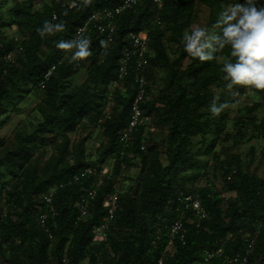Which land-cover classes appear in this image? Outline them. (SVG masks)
<instances>
[{"label": "trees", "instance_id": "16d2710c", "mask_svg": "<svg viewBox=\"0 0 264 264\" xmlns=\"http://www.w3.org/2000/svg\"><path fill=\"white\" fill-rule=\"evenodd\" d=\"M39 1L44 3L42 11H32L27 5H16L10 10L13 23L23 37L22 52L16 55L13 63L6 64L3 57L15 51L19 44L6 39L0 43V110L14 93L19 92L17 90L22 88L24 81L39 86L49 69L40 55L47 31H54L55 45L67 41L73 45L75 30L94 11L115 7L121 0H63L66 7L49 5L48 0ZM195 2L209 10V21L202 40L189 53L185 33L193 23ZM230 6L239 7L241 15L238 19L228 11ZM54 11L57 13L55 21ZM260 15H263L261 23L258 22ZM144 20L148 21L147 25ZM228 24L236 32L239 43L219 42ZM144 31L148 34L151 51L147 68L149 96L154 75L158 72L167 75L159 96L144 103V118L152 116L153 124L167 132L168 163L163 164L155 148L141 149L139 138L145 124L136 133L126 156L119 155L117 136L127 124L133 89L130 81L125 84L124 91L115 88L123 111L119 118L105 123L109 148L97 162L102 165L109 153L114 154V174L118 175L123 170L122 164L126 167L128 158L137 155L143 162V178L137 188L130 189L122 199L119 196V208L112 223L116 236L109 237L99 246L94 243V230L103 224L105 196L114 193L113 183L109 180L99 190L90 215L82 221L79 220L78 200L90 187L92 179L58 189L54 197L55 213L48 223L53 235L50 240L37 223L38 213L43 208L42 197L51 188L68 182L88 168L86 163L72 165L65 161L69 135L81 122L98 112L99 90L103 87L105 95L108 85L116 78L128 34ZM210 34L218 35L213 57L201 52ZM102 44L103 37L93 33L84 44L76 46L79 50L75 60L65 59L56 64L44 88L45 98L34 109L36 125L33 133H17L15 149H3L0 166L9 168L15 182L12 186L8 183L0 186V202L5 196L11 208L9 212L0 208V254L8 252L17 264H160V260L161 264H197L207 249L221 251L220 259L213 264H224L226 258L243 252L247 240L258 231L249 264H264V178L243 171L240 158L230 153L221 169L223 190L230 197L211 186L191 192L182 184L183 193L199 195L209 218L199 227L185 222V242L176 241V253L164 256L169 243L167 227L179 217L175 208L182 192L176 184L192 178L181 175L197 165L198 160L192 152L203 144L195 143L193 139L211 129L218 119L226 118V114L220 116V108L226 107V103L216 101L211 88L226 81L253 93L258 101L245 108L247 114L235 125L243 132L250 129L253 132L250 140L255 138L254 134L264 138V118L258 120L255 117L264 105V70L259 69V65L264 64V0H163L160 7L152 0H142L134 10L118 18L114 43L100 56ZM168 44L177 46L172 53L173 60ZM185 61H189L186 66ZM82 68H86L89 80L82 87H75L70 79ZM213 103L217 105L215 115L210 117L208 113V119L204 121L202 109ZM46 133L51 137H42ZM239 134L242 141L244 134ZM233 138L227 135L225 140ZM38 139L57 150V155L53 154L42 167L33 163L34 153L40 149L36 143ZM100 168L93 169L100 171ZM13 210L19 211L17 220L12 218ZM258 223L261 224L259 230ZM105 247L100 257L99 253ZM64 255L66 263L62 262Z\"/></svg>", "mask_w": 264, "mask_h": 264}, {"label": "rangeland", "instance_id": "374dc122", "mask_svg": "<svg viewBox=\"0 0 264 264\" xmlns=\"http://www.w3.org/2000/svg\"><path fill=\"white\" fill-rule=\"evenodd\" d=\"M16 5H27L32 11H42L44 3L39 0H0V43L5 40H13L18 44L23 41V37L20 35L17 27L12 20V14L10 10ZM193 23L186 31V37L188 39V52H192L199 42L202 40V35L206 29L209 21V10L200 5L198 2L194 4ZM232 17L238 19L241 15L239 7L230 6L228 8ZM263 15H260L259 23H261ZM144 20V25L147 22ZM54 31L49 30L44 34V45L41 48V58L45 63V66L50 68L53 65L59 64L65 59L75 60L78 56V48L76 45H71L69 41L62 45L54 43ZM218 35L210 34L204 41L201 47L202 54L213 57L216 51ZM225 41H238V36L232 26L228 24L225 29V34L219 38V42ZM239 43V42H237ZM169 45L170 59H174V51L176 50L175 44ZM53 51H56L53 53ZM19 53L18 55H20ZM189 61L184 62V66ZM261 71L264 70V64L259 65ZM167 75L163 72H158L151 79L150 84L152 86L151 96L149 99H156L159 96L160 90L164 87ZM88 73L86 68L79 70V73L70 79V82L75 87H82L87 81ZM115 88L117 86H108L107 93L104 95L105 89L101 87L99 90L97 103L99 105L98 112L94 113L91 117L81 122L73 133L69 135V151L65 156V161L74 165L77 162L86 163L87 167L100 168L101 180L103 186L107 181L113 183L114 192L117 193L121 199L130 192V189L138 187L140 181L143 178V162L141 157L137 155H131L126 167L124 166L120 174H114L115 155L109 153L104 164L100 165L97 160L109 148V141L105 135L104 125L112 119L120 117L123 111V107L117 101V94H115ZM120 88V87H119ZM121 89V88H120ZM12 95V99L7 101L0 110V160L3 157V149L14 150L16 147L15 136L17 133L32 134L35 125V111L36 106L45 98L44 89H40L35 85L30 84L27 81L22 83V88L17 90ZM211 91L216 97V101H223V105L226 103V107L220 108V116L226 114V118L214 123L211 129H206L201 135L195 137L193 140L195 143L202 142L203 144L197 147L192 156L197 159L198 163L192 169L185 172L181 177H192L176 184V188L182 192V187H186L191 192H196L202 187L211 186L214 190L222 191V195L230 197L223 190V174L221 169L225 164L228 153L237 155L243 164V171H248L252 174H256L261 178H264V138L260 135H255L253 140L251 136L253 132L247 129L246 132L242 131L241 127L235 125L243 115H246L248 110L246 107L256 103L258 99L255 95L249 91H242L241 88L235 86L230 82H222L219 85L213 86ZM224 94V97L222 96ZM217 105L213 103L209 108L202 109L205 117L203 120L208 119V113L210 117L215 115V109ZM255 117L258 120L264 118V105L259 108ZM220 118V117H219ZM145 127L139 138L141 147L147 151L151 148H155L158 153V157L164 165L168 163L166 155V139L167 132L157 128L153 124L152 116L144 120ZM220 128L221 130H218ZM58 133V130H55ZM239 133L244 134L243 140H239L241 137ZM230 135L233 139L227 141L226 136ZM44 138L51 137L50 134H43ZM41 138V137H39ZM36 143L40 145L39 151L34 153V164L38 167L50 159L53 154L57 155V150L50 143L46 144L42 140H36ZM15 179L12 178L9 168L0 166V186L4 183H8L11 186L14 184ZM183 184V186H182ZM102 186V187H103ZM101 187V189H102ZM106 192H102V195ZM106 195V194H105ZM0 208L5 212L11 211L8 207L5 196L3 201L0 202ZM93 206L88 210V215ZM14 220L18 219L19 211L13 210L11 212ZM113 224L109 229L101 233L95 230L96 239L94 243L101 245L106 243L109 237L116 236L113 233ZM159 232V230H158ZM6 247L3 248L5 251ZM99 256L102 257L103 250L101 249ZM0 264H17L12 261L10 254L4 252L0 254ZM197 264H202L201 262Z\"/></svg>", "mask_w": 264, "mask_h": 264}, {"label": "built area", "instance_id": "2783aa9c", "mask_svg": "<svg viewBox=\"0 0 264 264\" xmlns=\"http://www.w3.org/2000/svg\"><path fill=\"white\" fill-rule=\"evenodd\" d=\"M152 1L156 6L160 7L163 0ZM141 2L142 0H121L115 7L94 11L79 27H77L72 37V43L76 46L84 44L89 39L90 35L97 33L103 37V44L99 53L100 56H103L114 43L118 18L123 14L134 10ZM48 3L49 5H62L63 7H66L63 0H48ZM56 19L57 13L54 11L53 20L55 21ZM157 23L159 24V18L157 19ZM21 52L22 47L19 44L15 51L10 52L3 57V61L6 64L13 63L16 59V55ZM150 57L151 51L149 48L147 32L129 33L127 36V45L121 52L116 78L108 85L111 87H120L124 91L126 88L125 84L130 81L133 89V98L129 107L127 124L120 129L117 136V141L120 146L119 155L122 158L126 156L139 128L144 125L145 118L143 105L148 101L149 96L147 68L150 64ZM55 69L56 65H53L43 74L42 80L38 86L40 89L45 88ZM141 149L144 150V147H141ZM124 166L125 165L122 164V168H124ZM100 178L101 171L88 167L75 174L68 182L51 188L42 197L43 208L38 213L37 223L47 233L50 240L53 239V235L50 232L48 223L52 215L55 213L54 197L56 191L64 186L75 185L81 183L85 179H92L90 187L84 190V193L78 200V208L81 214L79 220L82 221L88 216V210L103 186V181ZM228 180H230V177H228ZM176 204L175 210L179 214V217L167 227L169 243L164 253V256L166 257L173 256L176 253V241H179L182 244L185 242V222L199 227L201 222L208 220L209 218V215L197 193H179ZM104 208L106 209V215L103 219V224L95 229L101 233L108 230L110 225L116 219V214L119 208V195L115 192L107 194L105 196ZM256 227L259 230L261 224L258 223ZM95 230L94 234L96 235ZM257 237L258 231L254 236L247 240V246L243 252L226 258L224 264H249V258L253 254ZM221 255V251L206 249L201 254V263L213 264L220 259ZM66 261L67 257L64 255L62 262L66 263ZM159 263L161 264L162 260H160Z\"/></svg>", "mask_w": 264, "mask_h": 264}]
</instances>
